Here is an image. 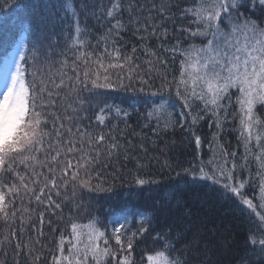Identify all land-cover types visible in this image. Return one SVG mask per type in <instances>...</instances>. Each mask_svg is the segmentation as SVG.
<instances>
[{
	"label": "snow or ice",
	"instance_id": "6c2138e0",
	"mask_svg": "<svg viewBox=\"0 0 264 264\" xmlns=\"http://www.w3.org/2000/svg\"><path fill=\"white\" fill-rule=\"evenodd\" d=\"M0 36V264H264V0H0ZM100 194L138 207L77 222Z\"/></svg>",
	"mask_w": 264,
	"mask_h": 264
},
{
	"label": "trees",
	"instance_id": "16d2710c",
	"mask_svg": "<svg viewBox=\"0 0 264 264\" xmlns=\"http://www.w3.org/2000/svg\"><path fill=\"white\" fill-rule=\"evenodd\" d=\"M3 41V37L0 36V42ZM110 91V100H115L117 103H120L121 100L125 96L132 95L131 93H125L122 91ZM133 123H135V117H133ZM202 135L209 134V130L207 128V125L203 127V130L201 132ZM185 134H182L180 130H177L176 133L169 134L167 139L175 140V145L172 147V150L169 152V162L175 166L177 163H180L183 166H187V161L192 159L191 156V146L188 144L187 140L184 138ZM228 139L232 141L233 144H235V133H230L228 136ZM164 157H161V162H163ZM156 169L154 168V171ZM129 191L128 188H120L119 192L121 193V197L123 196L124 192ZM191 195H195V193H191ZM121 197H108L105 198L104 194H100L99 196H93L91 198H86L84 202V206L80 210L79 214L75 216V219L77 222L80 223H87L91 216H99L102 220H106L107 218L111 217L113 212L115 210L120 209L125 203L128 204L127 211H131L134 208L138 207V202L135 200H132L131 198L125 200ZM225 208L228 207L227 205L224 206ZM223 211V209H221ZM67 215V213H66ZM131 219V217H129ZM211 227V224L208 225ZM70 230V225H69ZM245 233L244 231L238 230V235L236 237V244L242 245L245 240ZM141 248L143 245L140 246ZM139 253L140 248H137L136 251V257L139 259Z\"/></svg>",
	"mask_w": 264,
	"mask_h": 264
}]
</instances>
